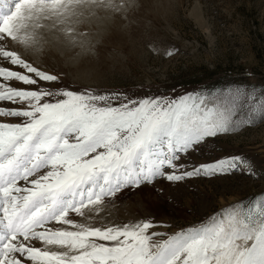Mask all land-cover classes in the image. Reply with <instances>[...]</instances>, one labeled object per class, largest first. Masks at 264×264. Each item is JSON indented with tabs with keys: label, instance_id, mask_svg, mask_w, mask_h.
<instances>
[{
	"label": "snow or ice",
	"instance_id": "6c2138e0",
	"mask_svg": "<svg viewBox=\"0 0 264 264\" xmlns=\"http://www.w3.org/2000/svg\"><path fill=\"white\" fill-rule=\"evenodd\" d=\"M130 3L0 0V264H264V191L167 238L151 220L93 225L97 206L125 190L258 176L240 154L193 156L264 122V90L143 98L72 90L13 47L42 51V20L64 25L51 39L83 46L78 26L88 16Z\"/></svg>",
	"mask_w": 264,
	"mask_h": 264
},
{
	"label": "rangeland",
	"instance_id": "374dc122",
	"mask_svg": "<svg viewBox=\"0 0 264 264\" xmlns=\"http://www.w3.org/2000/svg\"><path fill=\"white\" fill-rule=\"evenodd\" d=\"M40 23L44 27L37 31L49 40L42 51L13 47L72 90L122 92L130 98L264 90V0H131L126 11L100 9L88 16L78 26L86 33L83 46L51 39L64 25ZM169 50L172 55H166ZM231 154L246 158L258 176L236 172L158 184L162 194L149 187L125 190L97 206L93 225L151 220L156 225L151 231L164 238L199 227L213 211L264 191L259 178L264 177V122L219 136L193 162Z\"/></svg>",
	"mask_w": 264,
	"mask_h": 264
},
{
	"label": "bare ground",
	"instance_id": "6f19581e",
	"mask_svg": "<svg viewBox=\"0 0 264 264\" xmlns=\"http://www.w3.org/2000/svg\"><path fill=\"white\" fill-rule=\"evenodd\" d=\"M18 50V49H17ZM21 54H22V52H21ZM23 54H25V53H23ZM31 54V53H30ZM34 54V53H33ZM37 55V54H36ZM35 55V56H36ZM22 56V55H21ZM23 57V56H22ZM45 58V57H44ZM36 63H38L39 64V61H36ZM84 70V69H83ZM88 71V70H87ZM94 80V79H93ZM103 213H104V211H103ZM61 227V226H60ZM66 227V226H65ZM54 247V246H53Z\"/></svg>",
	"mask_w": 264,
	"mask_h": 264
}]
</instances>
